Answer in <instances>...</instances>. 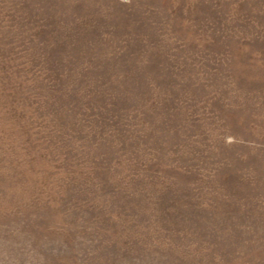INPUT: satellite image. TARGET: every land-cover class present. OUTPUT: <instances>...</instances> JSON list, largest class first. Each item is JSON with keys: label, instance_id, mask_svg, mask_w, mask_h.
Masks as SVG:
<instances>
[{"label": "rangeland", "instance_id": "obj_1", "mask_svg": "<svg viewBox=\"0 0 264 264\" xmlns=\"http://www.w3.org/2000/svg\"><path fill=\"white\" fill-rule=\"evenodd\" d=\"M0 264H264V0H0Z\"/></svg>", "mask_w": 264, "mask_h": 264}]
</instances>
